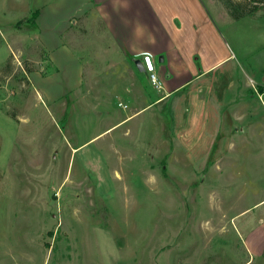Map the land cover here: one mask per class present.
Listing matches in <instances>:
<instances>
[{
	"label": "rangeland",
	"instance_id": "rangeland-1",
	"mask_svg": "<svg viewBox=\"0 0 264 264\" xmlns=\"http://www.w3.org/2000/svg\"><path fill=\"white\" fill-rule=\"evenodd\" d=\"M156 1L0 0V264H264V97L182 150L130 48Z\"/></svg>",
	"mask_w": 264,
	"mask_h": 264
},
{
	"label": "crops",
	"instance_id": "crops-1",
	"mask_svg": "<svg viewBox=\"0 0 264 264\" xmlns=\"http://www.w3.org/2000/svg\"><path fill=\"white\" fill-rule=\"evenodd\" d=\"M153 8L146 11L145 17L166 25L168 30L169 25L172 26V32L169 30L170 34L164 38L154 32L144 38V45L130 46L141 63L142 53L150 55L161 86L160 94L146 106L164 103L161 109L168 110L170 121H174L172 133L184 151H190L191 135L202 131L203 121L213 120L215 124L209 128L213 135L212 149L217 136L223 135L233 123L228 105L236 100H240L236 103H245L253 83L258 96L264 97V16L253 15L234 21L227 13V18L221 21L228 30L226 33L202 0H157ZM135 15L137 18L134 20L131 16L129 25L142 32V25L148 26V22L141 12ZM139 19H142L141 26L135 24ZM244 30L247 31L246 43ZM243 63L249 71L243 68ZM160 78L168 86H163ZM176 102L177 117L174 115Z\"/></svg>",
	"mask_w": 264,
	"mask_h": 264
},
{
	"label": "trees",
	"instance_id": "trees-1",
	"mask_svg": "<svg viewBox=\"0 0 264 264\" xmlns=\"http://www.w3.org/2000/svg\"><path fill=\"white\" fill-rule=\"evenodd\" d=\"M225 8L233 18L239 19L264 6V0H246V3L233 2L232 0H222ZM248 4H251L248 6Z\"/></svg>",
	"mask_w": 264,
	"mask_h": 264
},
{
	"label": "built area",
	"instance_id": "built-area-1",
	"mask_svg": "<svg viewBox=\"0 0 264 264\" xmlns=\"http://www.w3.org/2000/svg\"><path fill=\"white\" fill-rule=\"evenodd\" d=\"M142 64L144 67V70L146 73L150 75L151 81L160 87V83L158 81V78L154 72V66H153V61L148 54H142Z\"/></svg>",
	"mask_w": 264,
	"mask_h": 264
},
{
	"label": "water",
	"instance_id": "water-1",
	"mask_svg": "<svg viewBox=\"0 0 264 264\" xmlns=\"http://www.w3.org/2000/svg\"><path fill=\"white\" fill-rule=\"evenodd\" d=\"M135 65H136L137 69H139L140 71H144V67H143V64L141 63L140 59H135Z\"/></svg>",
	"mask_w": 264,
	"mask_h": 264
}]
</instances>
